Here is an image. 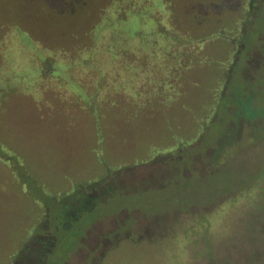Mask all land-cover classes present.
<instances>
[{"label":"rangeland","instance_id":"obj_1","mask_svg":"<svg viewBox=\"0 0 264 264\" xmlns=\"http://www.w3.org/2000/svg\"><path fill=\"white\" fill-rule=\"evenodd\" d=\"M68 1L63 9L0 0V264L40 262L44 215L62 250L46 264H173L175 241L180 264H264V0ZM168 5L191 36L211 38L174 112L135 113L122 124L118 114L106 125L102 101L81 110L76 61L102 54L91 46L102 37L134 58L140 33L152 51L153 12ZM53 68L62 82L47 80ZM65 87L76 93L68 98ZM109 187L115 194L95 213L68 233L57 229L52 201L99 198ZM191 229L196 236L180 246ZM127 239L148 249L135 259L116 253Z\"/></svg>","mask_w":264,"mask_h":264},{"label":"trees","instance_id":"obj_2","mask_svg":"<svg viewBox=\"0 0 264 264\" xmlns=\"http://www.w3.org/2000/svg\"><path fill=\"white\" fill-rule=\"evenodd\" d=\"M165 1L169 3L172 0ZM218 8L219 6H217V8L214 6V9ZM208 9H210V7ZM167 11L170 12L169 17L167 16ZM174 11L175 10L169 5L166 8L158 7L154 10L153 16L158 22L157 31L159 32L160 39H157L156 42L153 43V49L150 51V47L144 46V43L150 40V38L138 33V41H140L143 46L138 48V51H140L139 56L136 52H133V55L138 57V59L135 57L130 58V48L123 49L125 46L122 45H120V47L118 45L110 47V43L114 41H110L109 37L108 39L107 37H102V39L100 38L101 41L98 42V45H91L93 48L95 47L96 50L101 51L102 54L90 55L79 59L76 61V65H74V68L76 69L73 71L77 76L76 82L80 84L84 93L82 95L84 99L87 100L86 103L79 98L78 107L81 110L88 109V112H91L92 105L96 103L91 100L102 101L103 111L105 112V115L108 116V124L106 125H112V123L116 125V121L114 120H116L118 114L122 124L123 119L130 122L132 119L135 120V117H137L135 113L144 114L148 112V115H150V112L153 115L154 112L155 114L170 113L171 111L174 112L173 110L175 106L178 105L175 103V100L180 99V92L185 93L186 90L188 81V75L186 73H189L194 68L197 69L200 61L205 55V49L211 42L210 37L198 38L195 36L193 37V35L191 36L190 29L185 28L187 25L181 23V21L177 19ZM214 13L215 12H211L209 14V12H206L203 15L204 17H208ZM195 14L198 13L195 12ZM122 17L124 16L122 15ZM184 36L190 37V39L183 40L182 37ZM124 38L127 39L126 37ZM106 45L107 47H105ZM148 52L149 55L147 54ZM47 58L51 57L46 56L44 59ZM63 58L66 63L73 60L65 56ZM97 59L101 61L106 60L108 63L107 66L105 65L104 67V64H102L103 67L92 66V64L98 61ZM92 67L99 68V70L92 69ZM53 75L54 68L51 74L48 75L47 80L51 81L53 79L54 82H62V75L60 76L59 74L57 77H53ZM40 76L42 81H44L45 78H42V67ZM97 79H101L103 85L96 86L92 83V81H97ZM112 81H114V84H111ZM227 81L226 74L222 83L226 85ZM59 88L62 89V86L59 85ZM64 89L66 90L60 92L62 94L66 93V95L70 93L68 98H71V95L76 93V90L69 91L68 87H65ZM49 90H52L51 86H49ZM169 98H172L174 101H169ZM88 112L87 114L90 115ZM121 115L123 116L122 118ZM190 127L192 128L191 125ZM162 153L174 154L175 152L168 150L167 152ZM108 166L109 165L106 163L102 164L104 170L108 169ZM108 177L103 179H107ZM103 179L101 181H103ZM18 180L21 182L22 178L19 177ZM101 181L98 180L99 183ZM89 185L91 186V183L89 184L87 182L84 186L80 187L87 188ZM114 194L115 192L109 187L106 188V191L102 193L99 198L92 197L86 192L82 193L80 197L77 196V194L69 195L66 203H64V200L62 199L61 201H58V203L52 201L50 203V208L55 212L54 219L58 221L57 229H59L61 233H68L72 225L79 222L83 215L88 217L91 213H95L96 210ZM40 210H42V208ZM74 213L76 214L74 215ZM46 218L47 216L45 215L43 218H40L42 221L40 229L42 247L38 249L40 253V262L38 264H46L49 258L56 257L62 251L60 245L57 243V236H55L53 232L49 233V229H47L48 227H42L44 222L48 223ZM218 224L219 221H217L215 226H210L211 224L206 222L201 224L199 228L212 229ZM191 230L192 231H190L188 235L181 238L179 242L180 246L181 244H187L190 239H193L196 236L198 229ZM32 236L34 235H28L26 241L32 238ZM168 240L171 239L168 238ZM168 240L160 242L159 244L164 248L169 244ZM167 248L173 250L174 257L172 256V258H175L173 264H180L181 258L185 256V253L180 250L178 241L172 242ZM142 249H148V242H135L127 239V242H124L116 253L122 250L123 255L125 254L124 257L130 254L133 255L135 259L138 257L139 252Z\"/></svg>","mask_w":264,"mask_h":264},{"label":"flooded vegetation","instance_id":"obj_3","mask_svg":"<svg viewBox=\"0 0 264 264\" xmlns=\"http://www.w3.org/2000/svg\"><path fill=\"white\" fill-rule=\"evenodd\" d=\"M38 1H40V2H48V3H59L60 5L59 6H57V5H55V6H57V7H62L63 9H68L71 5H70V3H69V1L68 0H38ZM72 2H78L79 0H71ZM206 9H208V8H206Z\"/></svg>","mask_w":264,"mask_h":264}]
</instances>
